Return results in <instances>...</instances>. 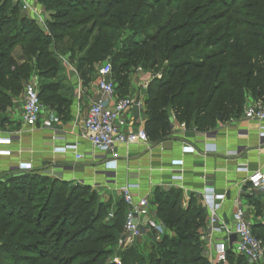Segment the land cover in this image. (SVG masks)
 Wrapping results in <instances>:
<instances>
[{
	"label": "trees",
	"instance_id": "1",
	"mask_svg": "<svg viewBox=\"0 0 264 264\" xmlns=\"http://www.w3.org/2000/svg\"><path fill=\"white\" fill-rule=\"evenodd\" d=\"M10 1L0 0L3 110L31 75L33 61L43 79L63 70L50 47L66 34L73 44L66 47L73 51L70 59L84 82L93 79L96 64L107 56L116 91H126L138 68L162 71L148 87L149 137L167 135L171 118L210 131L241 117L249 96L264 102V0H49L57 9L50 34L20 14L17 5L8 7ZM59 89L42 83L39 95L43 104L67 114L72 100ZM249 197L261 215L264 197L255 192ZM153 204L175 235H163L150 245L159 244L156 253L133 264H210L201 253L204 241L197 239L207 222L205 207L194 196L183 203L178 189L156 190ZM126 210L122 199L109 217L110 203L101 202L87 185L36 174L0 181V264H108L112 251L107 246L121 236ZM253 231L264 240V224L253 225ZM137 244L128 247L130 256L122 263L139 258L133 255ZM220 264L250 262L229 250Z\"/></svg>",
	"mask_w": 264,
	"mask_h": 264
},
{
	"label": "crops",
	"instance_id": "2",
	"mask_svg": "<svg viewBox=\"0 0 264 264\" xmlns=\"http://www.w3.org/2000/svg\"><path fill=\"white\" fill-rule=\"evenodd\" d=\"M65 61L63 69L67 73L68 98L72 102L67 114L58 113L44 104L46 117L52 121L51 127L27 126L22 117L23 106L17 104L19 101H13L4 110L0 108V137L9 135L13 138L11 155L0 156V181L36 174L73 185H87L97 192L101 202L110 203L111 214L122 200L120 188L124 185H131L136 197L150 195L156 216L154 192L181 190L185 204L194 196L207 210L203 239L206 250V236L210 234L206 191L227 195L219 212L227 224H233V213L240 205L247 213L248 208L256 212L249 196L253 192L263 197L264 194L252 189L247 179L253 171L264 172V123L246 120L242 115L218 123L210 131H202L171 118L167 135L150 136L148 144L117 145L116 165L108 167L106 163L111 155L95 149L84 136L83 120L91 104L102 97L98 75L96 73L90 82H84L76 66ZM155 76L150 70L138 68L131 75L126 91H116L117 97L130 96L144 103L127 113L128 125L134 130L146 128V98ZM256 100L249 96L246 105ZM249 216L253 225L264 224L263 219L255 218L251 212ZM223 236L221 226H216L212 238L217 240ZM146 239L149 238L139 241Z\"/></svg>",
	"mask_w": 264,
	"mask_h": 264
},
{
	"label": "built area",
	"instance_id": "3",
	"mask_svg": "<svg viewBox=\"0 0 264 264\" xmlns=\"http://www.w3.org/2000/svg\"><path fill=\"white\" fill-rule=\"evenodd\" d=\"M98 89L102 97L94 101L83 120L84 136L97 150L105 151L111 155L106 163L108 167L116 165V147L119 144L146 143L150 139L145 128L134 130L128 125L127 113L134 106H143V101L130 96L117 97V84L113 78L111 62L103 64L97 72ZM113 101L111 104L110 102ZM24 123L29 127L42 124L51 127L52 121L46 117L45 106L39 95L37 82H30L24 91L22 107ZM243 117L246 120L264 123V102L256 100L245 106ZM13 138L0 137V156H10ZM80 157V156H79ZM251 188L264 194V172L253 171L248 176ZM131 185L120 188L122 199L126 205L124 230L118 239L119 247H130L140 239L156 238L157 232L164 230V223L153 213L150 195L136 197ZM207 209L209 212L210 234L206 236L208 248L205 251L210 264H220L227 260L229 250L236 255L247 258L251 264L264 261V240L256 236L253 224L248 219L244 206L240 205L233 213V224L223 221L219 212L227 199L225 193L206 191ZM112 215V214H111ZM221 226L223 238L213 239L212 234L216 226ZM209 231V230H208ZM236 234V240L230 244V236Z\"/></svg>",
	"mask_w": 264,
	"mask_h": 264
},
{
	"label": "rangeland",
	"instance_id": "4",
	"mask_svg": "<svg viewBox=\"0 0 264 264\" xmlns=\"http://www.w3.org/2000/svg\"><path fill=\"white\" fill-rule=\"evenodd\" d=\"M13 5H17L20 9L19 13L20 14H25L28 16V18L34 20L40 27H42V29L47 33L50 34L52 33L51 29H50V22L53 21V14L55 13V11L57 10L55 8V6L51 7V4L49 2V0H11L10 3L8 4V7H11ZM9 9V8H8ZM91 23L86 27H90ZM13 28H9L7 32L12 31ZM130 32L128 31L126 33L129 34ZM70 34H66V36L64 37V39L60 42H55L53 43V45L50 47L51 53H53V55L55 56V58L61 62V64H66L67 60L70 64H73L71 59H70V55L73 51L69 52V50H67L68 48H66L67 46H71L73 45L71 42L67 41L69 38ZM76 48V46L74 47ZM21 50L19 47H17L16 51H15V55H20ZM80 54H78L79 56ZM112 58L107 56L106 58L100 60L97 64H96V68H97V72L98 69L105 63L107 62H111ZM33 68L34 70L32 71L31 75L23 82V84L21 85V88L19 90V92L14 95L12 97L14 103L15 100L16 102L19 101L17 104L18 106H23L24 103V91H25V87L28 83L30 82H37L38 83V88H41L42 83H48V82H52L55 83L57 85H59L60 89H59V95L61 96H65L68 97V89H69V82L66 81V71L63 69L61 71H59V73L56 75L55 78H45L43 79L37 72V70L35 69V61H33ZM64 68V67H63ZM155 75L157 74V76H161L162 71H155L154 72ZM184 203V201H183ZM250 212L256 217H260L261 219L264 220V208L261 209V215H256L257 213L255 212V210H253V208H248V219H252L251 216H249ZM112 212L110 211V214ZM114 215V213L112 215H109V217H112ZM253 216V217H254ZM116 219V217H115ZM120 221V231L122 230V226H123V221H124V216H123V212L120 213V217L117 218ZM162 221V220H161ZM17 225V224H16ZM123 233V232H122ZM121 233V234H122ZM169 235V236H174V232L171 228L167 227L164 228L163 231L161 232H157V236L156 238H149L146 240H143L142 242L137 241V245L132 247L135 249V252L133 255H138L137 257L139 258H135L134 260H130L129 262L125 261L126 264H133V262H139V260L141 261V259H148V256L151 255L152 253H156L159 244L155 245L154 247L150 246L152 245V243H160L163 239V235ZM197 239L202 242L204 239V227H201L199 229V232L197 234ZM107 249L112 251L111 254L106 257L105 262L108 264H125L122 263L123 260L125 259V257L128 255L127 250L130 249L128 247H119L118 246V240L114 243L108 244ZM205 245L202 248V255L206 256L205 253ZM130 256V255H129ZM127 256L126 258L128 259ZM136 257V256H135ZM251 264V263H250ZM259 264H264V261L259 263Z\"/></svg>",
	"mask_w": 264,
	"mask_h": 264
},
{
	"label": "water",
	"instance_id": "5",
	"mask_svg": "<svg viewBox=\"0 0 264 264\" xmlns=\"http://www.w3.org/2000/svg\"><path fill=\"white\" fill-rule=\"evenodd\" d=\"M236 240V234H232L230 236V244H232Z\"/></svg>",
	"mask_w": 264,
	"mask_h": 264
}]
</instances>
